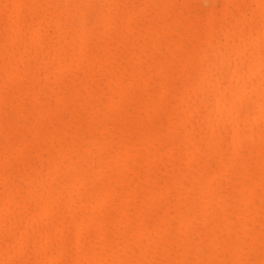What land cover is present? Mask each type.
Listing matches in <instances>:
<instances>
[{
  "label": "bare ground",
  "instance_id": "obj_1",
  "mask_svg": "<svg viewBox=\"0 0 264 264\" xmlns=\"http://www.w3.org/2000/svg\"><path fill=\"white\" fill-rule=\"evenodd\" d=\"M222 40L264 52V0H0V264H264V102L194 95Z\"/></svg>",
  "mask_w": 264,
  "mask_h": 264
},
{
  "label": "clouds",
  "instance_id": "obj_2",
  "mask_svg": "<svg viewBox=\"0 0 264 264\" xmlns=\"http://www.w3.org/2000/svg\"><path fill=\"white\" fill-rule=\"evenodd\" d=\"M194 95L210 120L237 103L264 102V52L255 42L218 41L203 57Z\"/></svg>",
  "mask_w": 264,
  "mask_h": 264
},
{
  "label": "snow or ice",
  "instance_id": "obj_3",
  "mask_svg": "<svg viewBox=\"0 0 264 264\" xmlns=\"http://www.w3.org/2000/svg\"><path fill=\"white\" fill-rule=\"evenodd\" d=\"M11 251H14V249L10 248V252ZM9 264H30V262H26L24 260H13V261H10Z\"/></svg>",
  "mask_w": 264,
  "mask_h": 264
}]
</instances>
